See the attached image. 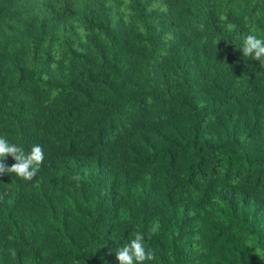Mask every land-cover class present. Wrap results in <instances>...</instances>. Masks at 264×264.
Masks as SVG:
<instances>
[{"label": "trees", "instance_id": "trees-1", "mask_svg": "<svg viewBox=\"0 0 264 264\" xmlns=\"http://www.w3.org/2000/svg\"><path fill=\"white\" fill-rule=\"evenodd\" d=\"M249 33L264 0H0V137L44 151L0 175V264H118L137 232L145 264H264Z\"/></svg>", "mask_w": 264, "mask_h": 264}, {"label": "clouds", "instance_id": "clouds-1", "mask_svg": "<svg viewBox=\"0 0 264 264\" xmlns=\"http://www.w3.org/2000/svg\"><path fill=\"white\" fill-rule=\"evenodd\" d=\"M240 51L243 57L258 61L260 67L264 68V38H259L253 33L243 36ZM9 156L15 161L11 166L5 163ZM43 161L44 151L39 144L32 146L29 152H25L22 147L0 137V175L14 174L25 181H31L39 172ZM73 179L80 180V174H76ZM144 239V235L137 232L128 243L118 247L115 252L118 264H145V261H153L155 252L146 249Z\"/></svg>", "mask_w": 264, "mask_h": 264}]
</instances>
